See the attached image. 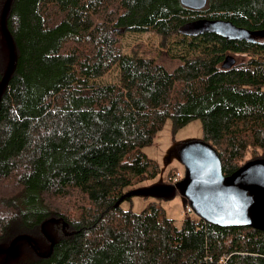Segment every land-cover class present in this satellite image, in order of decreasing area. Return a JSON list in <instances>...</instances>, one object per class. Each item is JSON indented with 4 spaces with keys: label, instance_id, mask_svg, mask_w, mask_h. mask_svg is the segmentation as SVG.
I'll use <instances>...</instances> for the list:
<instances>
[{
    "label": "trees",
    "instance_id": "trees-1",
    "mask_svg": "<svg viewBox=\"0 0 264 264\" xmlns=\"http://www.w3.org/2000/svg\"><path fill=\"white\" fill-rule=\"evenodd\" d=\"M221 20L254 38L193 27ZM6 23L16 66L0 100V249L23 235L47 256L44 224L54 248L42 257L21 241L0 264H264L262 231L188 212L178 227L160 202L122 208L158 176L144 149L169 120L175 132L200 120L226 177L264 160V0H208L199 11L181 0H11ZM187 27L197 33L174 71L154 54H123V33H152L165 47ZM228 55L237 64L224 70ZM114 70L117 83L98 82Z\"/></svg>",
    "mask_w": 264,
    "mask_h": 264
},
{
    "label": "water",
    "instance_id": "water-1",
    "mask_svg": "<svg viewBox=\"0 0 264 264\" xmlns=\"http://www.w3.org/2000/svg\"><path fill=\"white\" fill-rule=\"evenodd\" d=\"M10 2L11 0L7 1L2 17V32L9 49V65L0 85V100L16 66V48L6 23ZM207 2L208 0H181L182 6L196 11L203 10ZM204 26L205 29L199 31L210 29L226 40H251L255 36L230 21L221 20ZM257 36L260 37V34ZM236 64V57L228 55L222 64V69L230 70ZM180 158L186 168V176L180 182L137 189L126 196L168 200L178 191L189 202L195 215L207 224L220 228H253L264 232V160L251 161L226 177L217 152L203 141L185 144L180 150ZM120 204L119 202L117 207ZM49 222L52 224L55 220ZM44 227L45 224L42 227L43 234L51 243V251L47 256L37 251L32 238L23 235L15 238L9 248L0 249V255L13 256L18 243L26 241L40 256L50 257L54 241L46 234ZM66 235L70 236L72 233Z\"/></svg>",
    "mask_w": 264,
    "mask_h": 264
},
{
    "label": "rangeland",
    "instance_id": "rangeland-1",
    "mask_svg": "<svg viewBox=\"0 0 264 264\" xmlns=\"http://www.w3.org/2000/svg\"><path fill=\"white\" fill-rule=\"evenodd\" d=\"M203 24L193 25L194 28H203ZM194 28H185L182 35L178 38L171 39L165 47L162 46L161 38L152 33H123L121 46L123 54L132 55L133 50L142 54L150 53L156 56L157 61L168 71H174L180 65V58L189 54V35L196 34ZM260 40H264V33L260 34ZM237 58H239L237 56ZM119 72L114 70L108 77L98 80L102 84L117 83ZM203 129L200 120H194L188 125L174 131L173 122L169 120L165 128L159 133L152 146L144 149L148 159L154 161L159 166L158 176L152 180L140 185L137 189H147L154 186H164L171 184V178L180 174L184 179L186 168L180 158L181 148L193 141H202ZM160 202L166 210L167 216L174 220L178 227L187 216L188 201L178 193L171 199H158L154 197L144 198L136 196L131 201L124 202L122 208L126 211L141 213L149 203ZM190 217H197L194 212L189 214Z\"/></svg>",
    "mask_w": 264,
    "mask_h": 264
},
{
    "label": "built area",
    "instance_id": "built-area-1",
    "mask_svg": "<svg viewBox=\"0 0 264 264\" xmlns=\"http://www.w3.org/2000/svg\"><path fill=\"white\" fill-rule=\"evenodd\" d=\"M181 180H182V178H181L180 174H178V175L174 176L173 178H171L170 181H171V184H176V183L180 182ZM187 212L190 214L193 212V209L190 206H188Z\"/></svg>",
    "mask_w": 264,
    "mask_h": 264
}]
</instances>
